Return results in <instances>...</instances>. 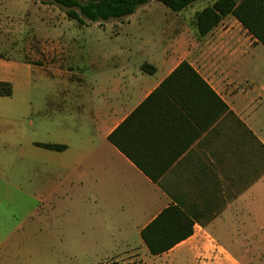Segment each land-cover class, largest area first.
<instances>
[{
	"label": "crops",
	"instance_id": "crops-1",
	"mask_svg": "<svg viewBox=\"0 0 264 264\" xmlns=\"http://www.w3.org/2000/svg\"><path fill=\"white\" fill-rule=\"evenodd\" d=\"M33 4L24 14L37 19ZM202 8L163 18L158 42L140 33L109 51H85L73 68L50 65L61 77L62 115L76 119L59 144L66 157L57 166L67 172L54 181L74 188L66 198L85 203L92 224L54 243L96 246L111 262L242 264L237 247L248 230L264 228L255 216L264 195V46L231 14L200 35ZM3 55L0 81L12 93L19 70L42 68ZM5 117L0 109V145ZM64 197L59 185L50 189V222ZM170 206L193 221L192 234L152 255L141 230ZM13 234H0V251Z\"/></svg>",
	"mask_w": 264,
	"mask_h": 264
},
{
	"label": "rangeland",
	"instance_id": "rangeland-1",
	"mask_svg": "<svg viewBox=\"0 0 264 264\" xmlns=\"http://www.w3.org/2000/svg\"><path fill=\"white\" fill-rule=\"evenodd\" d=\"M34 1L39 9L37 19L29 17ZM211 1L196 0L191 8L173 12L151 0L129 18L79 25L52 0H4L0 11L14 15L0 16V51L5 58H22L42 68L19 70L12 95L0 97V109L6 115L4 144L0 145V234L14 233L0 251L6 254L0 264H142L137 259L111 262L101 248L80 242L73 246L64 240L53 242L58 234L77 237L75 227L90 229L92 224L85 203L79 199L71 203L66 198L65 193L69 195L74 188L54 181L67 172L57 166L66 155L40 145L62 144L66 129L76 120L62 115L61 77L51 73L50 65L73 68L85 51H109L140 33L158 42L164 31L163 18L180 13L189 16ZM27 12L28 16L24 14ZM155 45L151 41L148 44ZM28 48L32 51L25 52ZM2 72L0 69V75ZM54 185H59L65 200L60 204L61 212L50 222V189ZM258 206L262 211L255 216L264 225V195ZM244 242L234 253L244 255L242 264H264V228L248 230Z\"/></svg>",
	"mask_w": 264,
	"mask_h": 264
},
{
	"label": "trees",
	"instance_id": "trees-1",
	"mask_svg": "<svg viewBox=\"0 0 264 264\" xmlns=\"http://www.w3.org/2000/svg\"><path fill=\"white\" fill-rule=\"evenodd\" d=\"M151 0H52L62 7L68 19L79 25L86 22H103L133 14L138 7ZM173 12H180L196 0H157ZM231 14L264 46V0H215L195 14V25L200 35H205L220 20ZM11 86L0 81V96H10ZM109 139L113 141L112 136ZM61 150L63 145L40 144ZM193 221L177 207L163 209L141 230V238L150 254H161L192 234Z\"/></svg>",
	"mask_w": 264,
	"mask_h": 264
}]
</instances>
